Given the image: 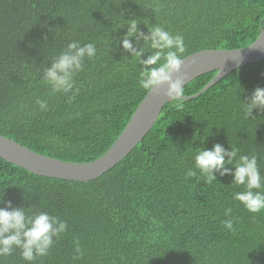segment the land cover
<instances>
[{"label": "trees", "instance_id": "1", "mask_svg": "<svg viewBox=\"0 0 264 264\" xmlns=\"http://www.w3.org/2000/svg\"><path fill=\"white\" fill-rule=\"evenodd\" d=\"M129 12L145 34L161 25L182 35L184 58L247 47L264 30V0H0V135L65 162L102 156L148 92L138 85L142 66L118 46ZM73 41L94 43L97 55L85 60L73 92L52 94L42 71ZM215 75L195 78L183 96ZM256 88L264 89V60L168 102L142 142L91 181L37 176L0 159V207L11 201L68 225L33 264H264V212L233 199L243 188L231 176L208 183L194 167L200 150L219 143L257 156L264 176V112L246 119L240 104ZM189 169L197 176L186 178ZM227 208L231 232L221 223ZM77 240L81 259H73ZM3 264L26 262L16 249Z\"/></svg>", "mask_w": 264, "mask_h": 264}, {"label": "clouds", "instance_id": "2", "mask_svg": "<svg viewBox=\"0 0 264 264\" xmlns=\"http://www.w3.org/2000/svg\"><path fill=\"white\" fill-rule=\"evenodd\" d=\"M120 14L123 17L124 13ZM129 15L130 18L124 20L125 25L121 27H126L127 32L117 40L118 46L142 66L139 68V87L152 92L154 88L167 84V99L182 102L183 84L187 77L177 76L173 79V76L179 73L185 60L183 36L173 35L161 25L146 26L148 32L145 34L139 30L140 19L135 18L134 13L129 12ZM44 40H47L46 36ZM141 41L147 46V51L141 46ZM148 52H151V55L142 59ZM96 55L94 43L81 46L77 41L70 42L66 49L44 67L41 80L50 88L52 94L73 92L75 76L84 69L85 60H92ZM36 104L41 110L47 109L45 100L38 99ZM240 104L246 119L252 117L254 109L264 112V89L256 88L252 95ZM230 147L231 150H226L223 145L216 143L211 149L203 148L194 157L195 169L208 183L217 181V173L220 176H231V185L243 188L233 194V199L243 205L249 213L264 212V176L260 173L257 156L239 155L238 148ZM196 176L197 171L187 170L186 178ZM2 202L3 194L0 195V203ZM224 215L227 219L221 222L222 226L231 232L236 221V218L232 217V209H225ZM67 228V222L58 216L45 211H31V207H13L11 201H8L5 207H0V264H3L4 257L12 255L16 249L26 264H33L38 257H46L49 254L55 241ZM83 255L77 240L73 259H81Z\"/></svg>", "mask_w": 264, "mask_h": 264}, {"label": "water", "instance_id": "3", "mask_svg": "<svg viewBox=\"0 0 264 264\" xmlns=\"http://www.w3.org/2000/svg\"><path fill=\"white\" fill-rule=\"evenodd\" d=\"M179 73L173 76L187 77L183 87L195 78L216 72L214 78L196 95L221 80L237 68L264 60V30L247 47L235 50H203L184 58ZM167 84L147 92L135 109L124 130L113 145L99 158L87 163L65 162L31 151L17 142L0 135V159L27 172L65 181L87 182L94 180L124 159L155 125L163 107L170 101L166 97Z\"/></svg>", "mask_w": 264, "mask_h": 264}]
</instances>
